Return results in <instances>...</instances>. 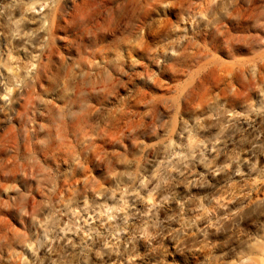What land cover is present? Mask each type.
Masks as SVG:
<instances>
[{"label": "clouds", "instance_id": "9594fccd", "mask_svg": "<svg viewBox=\"0 0 264 264\" xmlns=\"http://www.w3.org/2000/svg\"><path fill=\"white\" fill-rule=\"evenodd\" d=\"M0 264H264V0H0Z\"/></svg>", "mask_w": 264, "mask_h": 264}, {"label": "rangeland", "instance_id": "374dc122", "mask_svg": "<svg viewBox=\"0 0 264 264\" xmlns=\"http://www.w3.org/2000/svg\"><path fill=\"white\" fill-rule=\"evenodd\" d=\"M207 71L211 72V71H213V69L208 68ZM219 72H220V74H224V70L223 69H219Z\"/></svg>", "mask_w": 264, "mask_h": 264}]
</instances>
